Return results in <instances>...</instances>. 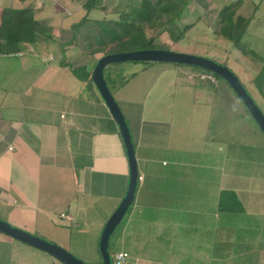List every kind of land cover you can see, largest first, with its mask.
<instances>
[{
    "label": "crops",
    "instance_id": "1",
    "mask_svg": "<svg viewBox=\"0 0 264 264\" xmlns=\"http://www.w3.org/2000/svg\"><path fill=\"white\" fill-rule=\"evenodd\" d=\"M14 1L17 7L0 5V30L3 9L35 13L45 4ZM205 1L191 0L184 11L185 35L202 23L217 43L226 40L217 34L219 20L232 7L235 18L247 21L244 51L264 60V0ZM203 3L213 19L190 13ZM78 5V21L39 20L51 28L49 40L0 52V220L101 264L100 235L125 196L129 166L91 81L102 54L86 56L72 44L73 25L102 11ZM167 38L170 44L161 42L169 47ZM227 43L191 54L225 63L259 97L264 113L255 84L263 61ZM119 66V72L109 66L108 81L141 180L110 255L127 253L126 264H264V136L234 92L224 81L189 79L197 72L180 65ZM0 264L62 263L0 233Z\"/></svg>",
    "mask_w": 264,
    "mask_h": 264
},
{
    "label": "trees",
    "instance_id": "2",
    "mask_svg": "<svg viewBox=\"0 0 264 264\" xmlns=\"http://www.w3.org/2000/svg\"><path fill=\"white\" fill-rule=\"evenodd\" d=\"M190 1L156 0L153 2L151 0H135V2H132L133 4L126 5L128 13L121 12L117 20L104 19L94 21L85 18L73 25L72 44L75 43L80 48L81 53L86 56H93L95 54L106 56L137 50H169L160 41V37L163 34H167L169 40L174 44L183 39L190 26H184L182 29H179V22L182 21V15ZM99 3L100 0H88L85 3L86 11L90 12ZM120 8L124 9L125 7L121 6ZM103 10L105 11V9ZM117 11L119 10L116 8L114 12ZM33 13V8L22 10L3 9L0 37L4 39L5 44L3 47H0V52L17 53L21 50L20 46L25 43L33 44L51 38L49 26L35 21ZM246 28L247 21L240 17L235 18L234 8L228 7L222 12L217 34L232 42L235 47L244 53L258 59L260 57L256 56L253 52H245L244 46L241 44V38ZM147 31H150L149 34H147ZM260 59L263 61V68L256 76L255 84L264 97V88H262L264 87V60ZM220 64L227 67L225 63ZM198 70L205 72L201 69ZM216 79L223 81L217 76ZM241 84L245 87L242 82ZM247 92L249 93L248 90ZM110 249L111 247L109 248V252Z\"/></svg>",
    "mask_w": 264,
    "mask_h": 264
},
{
    "label": "water",
    "instance_id": "3",
    "mask_svg": "<svg viewBox=\"0 0 264 264\" xmlns=\"http://www.w3.org/2000/svg\"><path fill=\"white\" fill-rule=\"evenodd\" d=\"M124 63H162L188 66L201 69L221 78L234 92L264 136L263 111L251 95H249L234 72L212 59L170 50H137L100 57L91 73V81L120 132L129 166V182L125 196L105 223L100 235L98 247L102 260L101 264H112L109 253L110 239L132 206L138 183V170L130 131L123 113L112 96L104 78V70L107 67ZM0 233L44 252L62 264H88L61 246L16 228L3 220H0Z\"/></svg>",
    "mask_w": 264,
    "mask_h": 264
},
{
    "label": "rangeland",
    "instance_id": "4",
    "mask_svg": "<svg viewBox=\"0 0 264 264\" xmlns=\"http://www.w3.org/2000/svg\"><path fill=\"white\" fill-rule=\"evenodd\" d=\"M34 1H36L37 3H45L44 4V8H41L42 9L41 11H37V12L33 13V19L35 21H37V22H39V20L40 21H46L47 19L48 20H50V19L54 20L55 19L57 21H60V19L62 17L68 16V15H69L70 19H72V20H77V21L79 20L78 19V13L80 14L81 12L80 11L76 12V11L81 9V5L79 7L78 0H70L71 3H74V4L73 5H69V6L68 5L64 6L65 3H66L65 0H59L60 2L59 1L55 2V1H52V0H47L46 2H42V0H34ZM87 1L88 0H81V4L83 3L84 10H86L85 9V3ZM130 1H131V3H130ZM136 1H139V0H136ZM151 1L154 2L156 0H151ZM207 1H205V2H207ZM132 2H135V0H100L99 5H97V7H95L93 10H98V11L100 10L102 12L101 13L94 12V13L88 15V18L89 19H93V18L100 17L99 18L100 20H101V18H102V20L103 19H106V20H117L119 18V15L121 14V12L128 13V8H126L127 7L126 5L127 4H133ZM201 2H202V0H201ZM0 5H3V6H7L8 5V7L9 6H16L17 7V4L15 3L14 0H0ZM120 5L123 8L124 7L125 8L121 9ZM16 7H13V8H16ZM192 7H194V6H192ZM116 8L119 11L114 12ZM7 9H12V8H7ZM103 9H105V11ZM13 10H15V9H13ZM82 13L84 14V12H82ZM190 13H193V14L195 13V16L196 15L199 16V15H201V13H203L204 14L203 18L206 17V18H211V19H213L214 16H215V13L213 12V10H211V7L208 6V3H203L202 8H200V7L193 8L192 10H190ZM71 14H73V15L71 16ZM185 20H186V18H185ZM42 23H44V22H42ZM183 26H185V23H182V21H180L179 22V29H182ZM208 27H211L212 29L215 30V28H217V25L210 23ZM50 30H51V28H50ZM149 32L147 34H149ZM206 32L207 31L205 29V25L202 24V23H198L194 27V30L190 31L189 33H187V35H185L180 42H178L176 44H171L168 48L171 51L180 52V53H184V54H191V53H201V52H205V51H208V50L213 51L214 47L217 44H218L217 46H220V44H222V45L228 44L227 40H223L222 42H219L220 44L217 43V41L214 39L215 33L209 31L208 34L206 35L205 34ZM161 41L165 42L167 44H170V42L168 41L167 35L163 36L161 38ZM20 48L23 49V46H20ZM192 55H194V54H192ZM127 64L128 65H146V64H153V63H131V64L127 63ZM158 64H162V63H158ZM119 65H121V64H119ZM119 65H114V68H112V69L113 70H118V72L122 71V68H121L122 66H119ZM122 65H124V64H122ZM178 67H182L183 69L191 70L193 72H202V71H200L198 69H195L193 67L181 66V65L178 66ZM109 69H110V67L109 68L107 67L104 70V78H105V80H107L108 87H110V89H111L110 90L111 93L114 94V90H113L112 84H111V82L108 81V71H109ZM121 80L122 79L119 77L115 81L119 84ZM219 81H221V80L219 79ZM262 88H264V87H262ZM247 90L249 91V93L253 97V99L256 100V102L259 104V106H260L259 108L260 109L262 108V110H263V106L258 101L259 97L256 94H254V91L251 89V87H248ZM123 221H124V219L122 220L121 223H123ZM113 237H114V234L111 236V240H110L111 242L113 241ZM68 248L69 247H64V249L66 251H68ZM186 250H188V254L191 252V250H189V249H186ZM111 251H113V250L111 249ZM187 260H191V258L188 257Z\"/></svg>",
    "mask_w": 264,
    "mask_h": 264
},
{
    "label": "built area",
    "instance_id": "5",
    "mask_svg": "<svg viewBox=\"0 0 264 264\" xmlns=\"http://www.w3.org/2000/svg\"><path fill=\"white\" fill-rule=\"evenodd\" d=\"M189 79H195L201 82H208L212 85H215L217 82L216 76L208 73V72H197L193 75L188 76ZM138 180H141L138 177ZM60 218H65L63 215ZM128 259V254L125 252H118L111 256L112 264H126V260Z\"/></svg>",
    "mask_w": 264,
    "mask_h": 264
}]
</instances>
